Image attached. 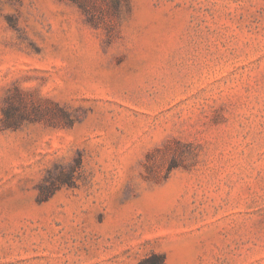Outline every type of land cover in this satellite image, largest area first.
I'll return each instance as SVG.
<instances>
[{"label":"rangeland","instance_id":"obj_1","mask_svg":"<svg viewBox=\"0 0 264 264\" xmlns=\"http://www.w3.org/2000/svg\"><path fill=\"white\" fill-rule=\"evenodd\" d=\"M0 264H264V0H0Z\"/></svg>","mask_w":264,"mask_h":264},{"label":"trees","instance_id":"obj_2","mask_svg":"<svg viewBox=\"0 0 264 264\" xmlns=\"http://www.w3.org/2000/svg\"><path fill=\"white\" fill-rule=\"evenodd\" d=\"M120 3V0H114V4L118 5Z\"/></svg>","mask_w":264,"mask_h":264}]
</instances>
